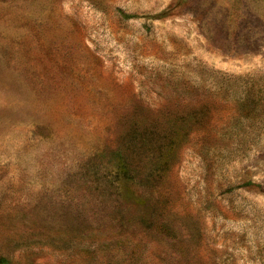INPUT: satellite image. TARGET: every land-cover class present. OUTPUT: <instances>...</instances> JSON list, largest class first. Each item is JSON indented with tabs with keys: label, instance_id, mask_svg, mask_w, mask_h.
I'll return each mask as SVG.
<instances>
[{
	"label": "rangeland",
	"instance_id": "obj_1",
	"mask_svg": "<svg viewBox=\"0 0 264 264\" xmlns=\"http://www.w3.org/2000/svg\"><path fill=\"white\" fill-rule=\"evenodd\" d=\"M0 264H264V0H0Z\"/></svg>",
	"mask_w": 264,
	"mask_h": 264
}]
</instances>
